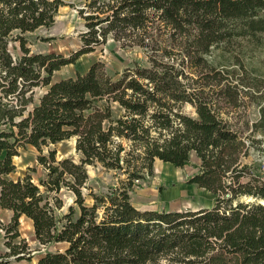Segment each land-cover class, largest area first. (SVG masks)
I'll list each match as a JSON object with an SVG mask.
<instances>
[{
	"label": "trees",
	"instance_id": "trees-1",
	"mask_svg": "<svg viewBox=\"0 0 264 264\" xmlns=\"http://www.w3.org/2000/svg\"><path fill=\"white\" fill-rule=\"evenodd\" d=\"M65 5L0 0V207L13 212L7 256L31 260L26 245L12 242L25 217L45 248L36 264H264V179L243 162L247 129L264 123V0H87L78 11L81 48L70 56L37 51ZM255 12L233 30L215 17ZM128 29L147 35L144 63L113 75L94 63L55 80ZM253 107L259 119L250 124ZM69 139L78 161L51 148ZM27 147L39 151L30 170L42 173L13 179ZM192 156L198 171L188 183L213 194L212 207L134 205L131 194L154 177L156 161L185 167ZM97 165L120 175L103 194L89 186L87 167Z\"/></svg>",
	"mask_w": 264,
	"mask_h": 264
},
{
	"label": "rangeland",
	"instance_id": "rangeland-1",
	"mask_svg": "<svg viewBox=\"0 0 264 264\" xmlns=\"http://www.w3.org/2000/svg\"><path fill=\"white\" fill-rule=\"evenodd\" d=\"M66 5L61 7L55 25L51 29L42 30L41 34L50 37L49 41L39 42L36 50L43 53L56 52L64 56H70L81 48V33L84 30L83 19L79 16V9L84 7L87 0H64ZM259 15V12L252 13L248 17L231 19L224 13L215 14L222 29H238L247 26L251 20ZM143 29H128L122 33H113L107 42L96 51L82 56L75 64L63 67L55 75V80L63 77L75 76L77 73H85L92 64L98 63L106 74L124 72L135 63H144L148 53H151L148 39ZM264 105V102H263ZM250 124L259 119L257 108L249 110ZM185 113L194 115V110L188 105L185 106ZM251 128V129H250ZM246 132V142L250 146L249 154L243 159L245 164L251 166L254 173L264 179V123L257 131L250 126ZM255 142V145H252ZM256 146V147H254ZM57 151V158H73L78 161L79 156L75 149V139L65 140L52 145ZM48 149L45 150V153ZM39 151L34 147H27L14 159L17 170L11 175L13 179L32 174L34 178L42 173L32 172L30 168L37 167V156ZM199 160L192 156L190 163L185 167H175L171 164L156 161L155 175L140 183L131 194L134 205L141 210H185L212 207L214 195L209 191L189 184L188 180L198 171ZM89 186L98 194L105 193L110 186L117 185L120 175L114 171H107L100 165L88 166ZM89 192L86 191L87 194ZM68 205L73 203L70 194H64ZM87 203L92 204V198L87 197ZM13 212L0 207V264H36L38 259L45 252V248L39 245L34 235L32 222L23 217L20 219L18 228L20 236L15 238L13 244L22 247L27 246L30 261L19 260L16 257L7 256L10 252L7 243L10 233L7 228L11 222ZM49 249L57 250L52 246Z\"/></svg>",
	"mask_w": 264,
	"mask_h": 264
}]
</instances>
